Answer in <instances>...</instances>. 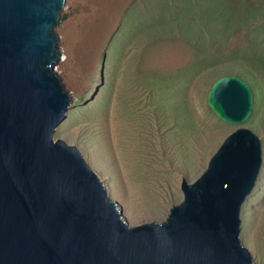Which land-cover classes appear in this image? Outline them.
<instances>
[{
  "label": "rangeland",
  "instance_id": "374dc122",
  "mask_svg": "<svg viewBox=\"0 0 264 264\" xmlns=\"http://www.w3.org/2000/svg\"><path fill=\"white\" fill-rule=\"evenodd\" d=\"M105 9L99 0H66L55 31L70 61L66 76L60 62L55 69L70 93L79 90L55 139L80 149L136 226L166 220L184 198L182 179L194 182L230 133L250 129L263 159L240 237L264 264V0H132L114 21ZM96 33L103 39L86 71L81 49ZM225 75L252 90L253 110L241 123L219 118L208 103Z\"/></svg>",
  "mask_w": 264,
  "mask_h": 264
},
{
  "label": "water",
  "instance_id": "95a60500",
  "mask_svg": "<svg viewBox=\"0 0 264 264\" xmlns=\"http://www.w3.org/2000/svg\"><path fill=\"white\" fill-rule=\"evenodd\" d=\"M64 0H0V264H250L240 207L262 163L249 129L229 136L164 224L130 227L75 144L55 139L71 103L49 65Z\"/></svg>",
  "mask_w": 264,
  "mask_h": 264
},
{
  "label": "bare ground",
  "instance_id": "6f19581e",
  "mask_svg": "<svg viewBox=\"0 0 264 264\" xmlns=\"http://www.w3.org/2000/svg\"><path fill=\"white\" fill-rule=\"evenodd\" d=\"M99 1H103V3H104V8H106L105 13H106L107 20L114 21L117 18L119 11H121L122 7L124 5L127 6L132 0H99ZM127 1H128V3H127ZM65 5H66V0H64L63 8L59 12V20L57 22V25L51 27V32L53 34L57 35V41L55 43V48L61 49L62 55L56 59L55 63H51L49 65V71L51 73H53L54 75H56L58 77V79L61 81V85L64 87V91L68 94L70 101L72 103V101H73L72 95H75L78 92L79 87L73 88V92L70 93L65 88L58 72L55 69L56 65L60 62L59 64H60V67L62 69V74L64 76H66V67L70 61V55L68 54V50L66 48L67 47L66 42H65L66 39L61 38V40H60L58 33L55 31V29L60 25V22L63 19L62 13L65 10ZM73 7H74V5L72 3V4H70L69 9H73ZM102 19H103V17H102ZM107 24H108V21H107V23L100 26L101 27L100 29L102 32H104V29H105V27H107ZM108 27L110 28V26H108ZM93 32H95V30ZM96 32H98V31L96 30ZM99 33H96L95 35L89 36V39L84 44L85 48L81 49L82 54H81L80 61H81V67L83 70L87 71L88 69H90L92 67V65L94 63V59H95V57L99 51L100 39L102 38V37L100 38ZM60 43L63 45L64 50H62V48L60 47V45H59ZM84 45H83V47H84ZM63 51L66 54L65 57H63ZM253 102H254L253 101V93H252L250 86L242 78L235 76V75H225V76L220 77L218 80H216L214 82L211 90L209 91V95H208V103L211 106V108L213 109V111L219 116V118H221L227 122H231V123H241V122L245 121L250 116V114L253 110ZM71 103L67 106V108L65 110L67 113L69 111ZM239 129L240 128H238L237 130L230 133L223 140V142L221 143V145L219 146L217 151L210 158V160L208 162V166L205 169V171L194 182L189 183L185 179L187 184H189V185L195 184L206 173V171H208L212 158L216 155V153H218L219 149L222 147V145L224 144L226 139L229 136H231L233 133L238 131ZM245 129H248V128H245ZM251 132L254 135H256L253 131H251ZM256 137L259 139V137L257 135H256ZM260 144H261V142H260ZM261 149H262V146H261ZM261 156H262V153H261ZM260 169H261V166H260L259 171H258L257 179L259 176ZM183 179L181 182V190H182L184 198H185V191L182 188ZM257 179H256V182H257ZM255 186H256V183H255ZM255 186H254V188H255ZM184 198H183V200H184ZM183 200H182V202H183ZM182 202H180L179 204H181ZM179 204H176V205H179ZM176 205H174V206H176ZM241 211H242V207H240V219H239V252L243 258L249 259L250 264H257L252 260L250 251L248 250V248L243 246L242 241H241V237H240L241 229H242ZM170 214H171V209H170V212H169L166 220L169 219ZM164 222H165V220L162 222H149V223H156L157 225H162V224H164ZM129 226L134 227L130 224H129Z\"/></svg>",
  "mask_w": 264,
  "mask_h": 264
}]
</instances>
